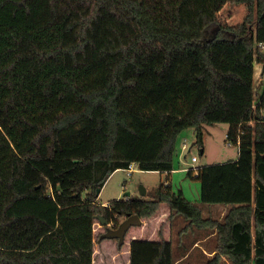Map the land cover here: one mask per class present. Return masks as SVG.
<instances>
[{
	"label": "trees",
	"instance_id": "obj_1",
	"mask_svg": "<svg viewBox=\"0 0 264 264\" xmlns=\"http://www.w3.org/2000/svg\"><path fill=\"white\" fill-rule=\"evenodd\" d=\"M218 2L249 5L238 30L219 26ZM259 43L264 0H0V264H92L95 217L115 229L116 217L150 218L161 204L187 229L214 230L205 264H264ZM215 124L228 126L237 159L196 180L221 189L226 174L252 189L220 222L168 181L148 197L97 202L131 164L169 175L184 129L203 154V127ZM132 239L129 264H183L194 244L175 253L171 241Z\"/></svg>",
	"mask_w": 264,
	"mask_h": 264
},
{
	"label": "rangeland",
	"instance_id": "obj_2",
	"mask_svg": "<svg viewBox=\"0 0 264 264\" xmlns=\"http://www.w3.org/2000/svg\"><path fill=\"white\" fill-rule=\"evenodd\" d=\"M214 12L216 21L221 28H232L235 31L246 21L250 14L249 5L246 3L236 4L218 2L214 5ZM260 64H264V61L260 63L255 61V68L257 69ZM263 83L264 82H262L260 86H263ZM258 98L259 94L255 91V104L258 101ZM227 130L228 126L226 124H215L212 126L205 125L203 127L202 136L203 154H200L201 148L195 143L196 139L194 130L192 128L182 130L175 139L172 157L174 170L169 175L158 172L141 171L138 170L136 165L132 166L130 174H127L125 170H117L104 184L98 195L97 202L99 204H108L114 200H121L125 198V193H129L128 198L131 199L144 198L139 193L140 188L145 189V197H148V194L152 190L168 181L171 185L172 191H180L187 201L201 205L199 202L201 184L195 178L197 170L208 164L218 165L220 163H228L237 159V146L226 142L225 135ZM183 145H185V149H182ZM192 157H195L197 161L194 163L191 162ZM190 169L192 170L191 176L187 174ZM222 195L220 196V202L213 203L210 206L204 205L203 218L209 216L213 221L220 222L222 220L224 214L228 210V205L226 204L230 203L225 202ZM248 195L249 198L246 197ZM238 196H240V198L237 199L242 202L244 199L252 200V192L247 195L240 193ZM165 206H159V209L152 217L141 218V226L129 229L125 236V243L120 251H123L126 242L132 239V237L140 239L151 238V232L154 233L152 238H157V242L161 240L166 241L163 237H168V234H170L171 242L175 247L178 245L180 247L181 245L189 247L193 242L198 241V239L202 241L207 236L210 237L207 241L210 248L216 247V239L212 233L214 230L210 228L208 231H203L196 226L187 229L185 228L187 222L180 216L172 215V217L169 218V208ZM208 207H210V209ZM124 218L125 217H116L114 220L120 224ZM169 229L170 233H168ZM183 230H185V232L182 233ZM103 233L100 223L94 220L92 229V264H122L121 260L112 257L113 252L117 251V241L101 240V235ZM197 253L198 250L196 249L183 262V264H205L207 260L202 261L199 259ZM220 264L230 263L227 262V260H222Z\"/></svg>",
	"mask_w": 264,
	"mask_h": 264
},
{
	"label": "crops",
	"instance_id": "obj_3",
	"mask_svg": "<svg viewBox=\"0 0 264 264\" xmlns=\"http://www.w3.org/2000/svg\"><path fill=\"white\" fill-rule=\"evenodd\" d=\"M255 64V63H254ZM264 67V64H260L259 67L256 69L255 65H253L254 68V76H253V89L254 92L256 91L257 94H259V97L264 96V83L263 86H260L262 82H264L263 78V73L262 69ZM259 72V73H258ZM258 88V89H257ZM257 89V90H256ZM223 164V163H220ZM211 164H208L206 166H210ZM214 165V164H213ZM174 170V169H173ZM219 181L223 183V187L221 189L217 188L215 185H204L201 184L200 187V192H199V202L202 205H207L210 206L213 203L220 202V196H223V200L225 202H242L239 201L237 198H240L238 196L240 193L242 194H250L252 192V189L249 186H242V185H236L234 184L231 179L229 178L228 175L222 174ZM220 190V191H219ZM221 193V194H220ZM249 198V195L246 196ZM250 200L244 199L243 202H249ZM101 205L106 206L107 204L101 203ZM165 206L164 204H161L160 207ZM166 207V206H165ZM210 209V207H208ZM170 212V210H169ZM170 214V213H169ZM203 232V231H202ZM170 233V229L169 232ZM151 238H136V240H143V241H155L157 242V238H152L154 236V233H150ZM165 236V235H164ZM166 241H171L170 234H168V237H163ZM210 237L204 238L202 241L198 239V241H195L193 244V247L190 248V251H188L187 254L184 256H181L178 258L179 260L176 262L184 261L186 260L192 252H194L196 249L198 250V257L202 261L210 259L214 253H215V248H210V246L207 244L208 240ZM134 239H130L128 242H126V245L124 246L123 251H120L121 248H118L117 246V251L113 252L112 257L117 258L118 260H121L122 264H129L130 262V242ZM125 243V242H124ZM174 252L176 253L177 249L179 247L173 246ZM119 251V252H118ZM189 255V256H188ZM223 261H226L225 258H222Z\"/></svg>",
	"mask_w": 264,
	"mask_h": 264
},
{
	"label": "water",
	"instance_id": "obj_4",
	"mask_svg": "<svg viewBox=\"0 0 264 264\" xmlns=\"http://www.w3.org/2000/svg\"><path fill=\"white\" fill-rule=\"evenodd\" d=\"M264 72V67L262 69ZM140 195L142 197L146 196V191L144 188H140ZM96 193L99 195L100 190H97ZM126 198L129 196V193H125ZM95 221H98L101 227L105 228V233L101 235V240H115L117 241L118 248H121L125 242V236L128 233L129 229L132 227H139L142 224V220L138 215H128L124 220L118 225L117 228H110L108 221L103 219L102 216L95 217Z\"/></svg>",
	"mask_w": 264,
	"mask_h": 264
},
{
	"label": "built area",
	"instance_id": "obj_5",
	"mask_svg": "<svg viewBox=\"0 0 264 264\" xmlns=\"http://www.w3.org/2000/svg\"><path fill=\"white\" fill-rule=\"evenodd\" d=\"M256 48L264 55V43H259L256 45ZM182 149H185V145H183ZM196 158L192 157L191 158V162H196ZM134 164L129 165V167L127 169H125V171L127 172V174H130V172L132 171V166Z\"/></svg>",
	"mask_w": 264,
	"mask_h": 264
},
{
	"label": "flooded vegetation",
	"instance_id": "obj_6",
	"mask_svg": "<svg viewBox=\"0 0 264 264\" xmlns=\"http://www.w3.org/2000/svg\"><path fill=\"white\" fill-rule=\"evenodd\" d=\"M108 225H109L110 228H113V224H112L111 221L108 222ZM101 229H103V232L105 233V228L101 227Z\"/></svg>",
	"mask_w": 264,
	"mask_h": 264
}]
</instances>
